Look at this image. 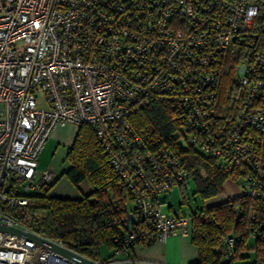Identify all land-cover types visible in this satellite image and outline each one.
<instances>
[{
	"label": "built area",
	"instance_id": "1",
	"mask_svg": "<svg viewBox=\"0 0 264 264\" xmlns=\"http://www.w3.org/2000/svg\"><path fill=\"white\" fill-rule=\"evenodd\" d=\"M259 3L0 0V223L34 232L8 211L28 207L29 193L56 181L38 166L55 127L87 124L133 203L123 246L104 264L132 259L137 245L189 236L190 217L158 204L189 180L187 170L167 145L147 148L130 120L153 106L176 118L180 139L238 173L242 196L264 199V51L234 67L243 91L234 116L218 104L222 61L234 43L247 54ZM223 243L227 260L234 238ZM0 264L77 263L0 231Z\"/></svg>",
	"mask_w": 264,
	"mask_h": 264
},
{
	"label": "trees",
	"instance_id": "2",
	"mask_svg": "<svg viewBox=\"0 0 264 264\" xmlns=\"http://www.w3.org/2000/svg\"><path fill=\"white\" fill-rule=\"evenodd\" d=\"M248 35L252 42L247 54H244V47L232 44L220 69L218 104L225 107L231 117L243 97V91L234 79V67L264 51V0H260L258 15ZM130 120L147 148L167 145L178 156L188 172V181L195 186L194 193L203 202L220 195L226 180L241 178L237 172L225 170L216 158L181 141L183 135L179 123L166 109L160 106L144 108L134 113ZM66 158L70 165L61 175L75 186L86 179L91 190L79 198L60 197L49 195L51 185L45 191L29 193V206L9 210L8 216L17 224L61 242L88 258L96 261L108 259L114 249L123 246L128 231L123 220L133 210V205L129 207L132 200L89 125L78 126ZM188 181L176 185L181 195L180 204L189 203ZM236 208H239L238 213ZM249 210L254 215L250 220L246 217ZM237 215H240L239 219H236ZM189 217L190 237L198 251L193 264H264V239L261 236L264 235V199L251 200L240 195L218 204H206L202 210L191 212ZM251 232L260 236L254 237ZM227 236L234 238V249L226 260L220 249Z\"/></svg>",
	"mask_w": 264,
	"mask_h": 264
},
{
	"label": "crops",
	"instance_id": "3",
	"mask_svg": "<svg viewBox=\"0 0 264 264\" xmlns=\"http://www.w3.org/2000/svg\"><path fill=\"white\" fill-rule=\"evenodd\" d=\"M77 129L78 127L72 124L58 125L55 127V129L52 131L49 139L45 143L38 157V166L40 169H47V168L52 169L57 174V176L59 175L60 168L57 167L55 163L53 164L52 162L53 151L57 149L59 143L63 142L64 141L63 139L65 138H66L67 146L70 147L73 143ZM57 181L58 178L52 184L49 191V195H53ZM227 181L236 182V180H232V179H228L225 182ZM176 187L179 191L178 186ZM222 189L223 190L220 195L204 201V205L218 204L228 199H233L238 197V193L235 192V189L233 188L232 185H230V183H227L226 187L223 184ZM90 190L91 188H88L86 192L81 190L82 195L88 193ZM55 195L57 194H54L53 196ZM160 196L158 197L159 198L158 204L162 211L168 213H178V214L182 213L184 215H187L182 211L183 204L179 205L178 210L174 209L171 205L167 206V208H164L162 206L164 200L161 199ZM62 197H66V196H62ZM70 198H75V197L70 196ZM197 257H198L197 247L192 242L190 235L185 237L170 236L163 242H153L145 245L135 246L132 251V259L128 261L121 259L118 263L115 264H193L196 262Z\"/></svg>",
	"mask_w": 264,
	"mask_h": 264
},
{
	"label": "rangeland",
	"instance_id": "4",
	"mask_svg": "<svg viewBox=\"0 0 264 264\" xmlns=\"http://www.w3.org/2000/svg\"><path fill=\"white\" fill-rule=\"evenodd\" d=\"M37 104L38 107H42V108L47 107L43 98H39ZM63 140H64L63 142L59 143L57 149L53 151L52 162L53 164L55 163V165L60 168V173L57 176L58 181L56 182L57 184L55 186V191L53 192V195L57 194L55 196H60V197L69 196V198L71 196V197L79 198L82 196L81 190L86 192L88 188H92V187L86 179L80 182L79 184L80 186H75L72 182H70V180L65 175H61L62 172L65 170V168H68V166L70 165L68 159L66 158L69 147L67 146L66 138ZM181 141L185 143V140L182 138ZM227 183H230V185L233 186L235 192L238 193V196L241 195L243 188L245 187V183L242 178H239L238 181L236 182H232V181L225 182L224 183L225 187ZM194 191H195V186L193 182L188 181V183L186 184V192L188 195L189 203L182 205V211L187 215L191 214V212H196L204 208V202L201 200L198 194L194 193ZM160 198L164 200V203L162 204L164 208H167V206L171 205L174 209L178 210V207L180 205L181 195L179 194V191L176 186L171 188L169 192H166L165 194L161 195ZM132 205L133 203L129 202V207H132ZM106 260H109V258L102 259L101 261L104 262Z\"/></svg>",
	"mask_w": 264,
	"mask_h": 264
},
{
	"label": "water",
	"instance_id": "5",
	"mask_svg": "<svg viewBox=\"0 0 264 264\" xmlns=\"http://www.w3.org/2000/svg\"><path fill=\"white\" fill-rule=\"evenodd\" d=\"M235 212H239V208L235 209ZM240 215H237L236 219H239ZM132 219L131 212H128L123 220L125 229H128L129 221ZM0 231L7 232L10 234H14L23 238L30 239L34 241L35 243L52 250L53 252L68 258L77 264H104L102 261H96L91 258H88L76 251H73L63 245L58 244L57 242L50 240L48 238H45L35 232H30L18 227L8 226L5 224L0 223Z\"/></svg>",
	"mask_w": 264,
	"mask_h": 264
}]
</instances>
